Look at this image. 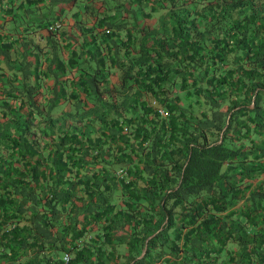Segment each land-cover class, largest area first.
<instances>
[{"label": "trees", "instance_id": "16d2710c", "mask_svg": "<svg viewBox=\"0 0 264 264\" xmlns=\"http://www.w3.org/2000/svg\"><path fill=\"white\" fill-rule=\"evenodd\" d=\"M61 2L0 50V264H105L119 199L125 264H264V0Z\"/></svg>", "mask_w": 264, "mask_h": 264}, {"label": "crops", "instance_id": "0c3cea01", "mask_svg": "<svg viewBox=\"0 0 264 264\" xmlns=\"http://www.w3.org/2000/svg\"><path fill=\"white\" fill-rule=\"evenodd\" d=\"M61 1L62 0H0V50L11 47L10 51L12 56L14 59H18L17 53L19 54L20 52L18 47H20L22 41L28 40V37L23 39L24 35H21L22 37L17 38L16 31L22 27H31L30 29H33V27L37 25L39 19L45 17L46 15L59 14L63 20L62 24L65 28L73 27L75 12L78 9L80 10L79 21H91L79 6L76 7V5H74L72 2H70V4L67 6ZM12 46H14V52ZM65 54L67 55L68 52ZM15 62L18 63V60ZM3 65H5V63L0 56V67ZM191 109H197L195 104L191 106ZM0 119L2 121L1 117ZM126 175L127 172H125V170H121V168L118 169L115 174V182L118 183L120 177H126ZM262 177L263 176L257 177V180ZM125 180H127V178ZM257 182L258 181L253 180V184ZM144 184V181H138L133 185L134 187H142ZM68 187L74 191L79 189L75 182H71ZM117 192L120 193V191ZM145 204L146 201H144L143 206H145ZM110 211L111 212L109 215L112 217L111 221H104L103 219L99 220L103 224H111L112 227L110 229L103 228L100 222L93 220L91 216L87 217L84 213L80 214L79 223L90 221L92 224H99L100 226L98 229L95 228L89 232H85V234L75 237L72 240L78 244V248L83 246L88 247L90 245L92 250L101 249V245L108 244V248L109 250H112V252L109 253L108 257H104L105 264H110L112 262L114 264H120L122 260L129 254V238L131 236V228L126 223L124 218L125 211L123 209V199L117 200L115 203V208L111 209ZM96 231H99V233ZM67 239L70 240L71 238ZM104 239H106L108 242H104Z\"/></svg>", "mask_w": 264, "mask_h": 264}, {"label": "rangeland", "instance_id": "374dc122", "mask_svg": "<svg viewBox=\"0 0 264 264\" xmlns=\"http://www.w3.org/2000/svg\"><path fill=\"white\" fill-rule=\"evenodd\" d=\"M109 2H112V0H108ZM114 3V2H113ZM83 17V16H82ZM82 17H81V19H82ZM150 23H154L155 22V18H152V19H150V20H148ZM148 21H146L145 23H148ZM144 23V24H145ZM117 75L118 74H113L112 75V77H111V83H114V82H117ZM260 96H259V100H260V102H261V104L262 105H264V90H260ZM195 107L196 108H198L199 107V105H197V104H195ZM62 109H72V106H70V105H68V104H65V105H63V106H60V107H58L57 109H55L52 113H53V115H58L59 113H60V111L62 110ZM0 123H1V119H0ZM127 260H128V258H124L123 260H122V262L120 263V264H125L126 262H127ZM110 264H114L113 262L112 263H110ZM119 264V263H118Z\"/></svg>", "mask_w": 264, "mask_h": 264}, {"label": "built area", "instance_id": "2783aa9c", "mask_svg": "<svg viewBox=\"0 0 264 264\" xmlns=\"http://www.w3.org/2000/svg\"><path fill=\"white\" fill-rule=\"evenodd\" d=\"M154 102V101H153ZM158 112L161 113L162 115H165L166 114V111L162 108V107H158L157 108ZM62 259L64 261H67L69 258H70V255L67 253V252H63L62 253Z\"/></svg>", "mask_w": 264, "mask_h": 264}, {"label": "water", "instance_id": "95a60500", "mask_svg": "<svg viewBox=\"0 0 264 264\" xmlns=\"http://www.w3.org/2000/svg\"><path fill=\"white\" fill-rule=\"evenodd\" d=\"M250 105L252 106V103H251ZM144 251H145V249H143V250H142V252H141V254H140V255H142V254L144 253Z\"/></svg>", "mask_w": 264, "mask_h": 264}]
</instances>
